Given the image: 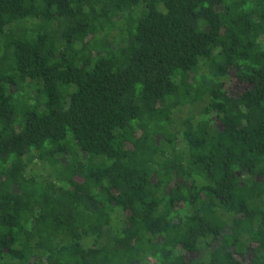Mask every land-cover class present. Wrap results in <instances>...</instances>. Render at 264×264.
Returning a JSON list of instances; mask_svg holds the SVG:
<instances>
[{"label":"trees","instance_id":"16d2710c","mask_svg":"<svg viewBox=\"0 0 264 264\" xmlns=\"http://www.w3.org/2000/svg\"><path fill=\"white\" fill-rule=\"evenodd\" d=\"M0 264H264V0H0Z\"/></svg>","mask_w":264,"mask_h":264}]
</instances>
